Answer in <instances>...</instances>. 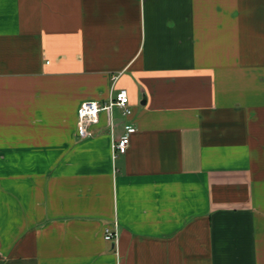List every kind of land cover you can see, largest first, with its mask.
I'll return each instance as SVG.
<instances>
[{"label":"crops","instance_id":"1","mask_svg":"<svg viewBox=\"0 0 264 264\" xmlns=\"http://www.w3.org/2000/svg\"><path fill=\"white\" fill-rule=\"evenodd\" d=\"M0 264H264V0H0Z\"/></svg>","mask_w":264,"mask_h":264},{"label":"built area","instance_id":"2","mask_svg":"<svg viewBox=\"0 0 264 264\" xmlns=\"http://www.w3.org/2000/svg\"><path fill=\"white\" fill-rule=\"evenodd\" d=\"M119 77L113 76V87L110 100L107 104L101 105L99 102H84L79 107L77 113V137L82 139H91L93 137L92 128L97 126L101 113H107L109 120L113 108L118 107L122 110L123 117H130L133 113L130 106V97L126 90H117L114 86ZM137 132L133 123L126 124L124 134L118 140H114L112 150L115 155H126L131 143L132 135ZM119 237L116 225L106 230L105 240L108 242H117Z\"/></svg>","mask_w":264,"mask_h":264},{"label":"water","instance_id":"3","mask_svg":"<svg viewBox=\"0 0 264 264\" xmlns=\"http://www.w3.org/2000/svg\"><path fill=\"white\" fill-rule=\"evenodd\" d=\"M142 104H144V102H142Z\"/></svg>","mask_w":264,"mask_h":264}]
</instances>
